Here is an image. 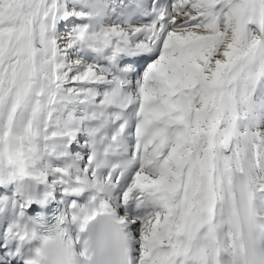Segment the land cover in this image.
I'll return each mask as SVG.
<instances>
[{"label": "snow or ice", "instance_id": "6c2138e0", "mask_svg": "<svg viewBox=\"0 0 264 264\" xmlns=\"http://www.w3.org/2000/svg\"><path fill=\"white\" fill-rule=\"evenodd\" d=\"M38 187L91 193L54 226L106 215L94 264H264V0H0V232L20 244L46 227L22 219Z\"/></svg>", "mask_w": 264, "mask_h": 264}, {"label": "clouds", "instance_id": "9594fccd", "mask_svg": "<svg viewBox=\"0 0 264 264\" xmlns=\"http://www.w3.org/2000/svg\"><path fill=\"white\" fill-rule=\"evenodd\" d=\"M36 241L30 258L37 264H87L83 249L70 243L68 232H61L54 225L42 229Z\"/></svg>", "mask_w": 264, "mask_h": 264}, {"label": "bare ground", "instance_id": "6f19581e", "mask_svg": "<svg viewBox=\"0 0 264 264\" xmlns=\"http://www.w3.org/2000/svg\"><path fill=\"white\" fill-rule=\"evenodd\" d=\"M36 190H38L40 192V194L44 191V189L42 187H38ZM20 198L23 199L22 196H20ZM80 198H82V200H80ZM73 200H75L76 203L81 207H87V208L91 209V208H94L97 206L96 203L94 205L88 204V202L90 200H92L90 192H81L80 194L77 195L76 193H73V192L66 190V189H63V188L59 192H57L54 189L52 191V195L47 198L46 202L49 201L52 204H61L62 210H63L64 206L66 204L71 203ZM66 202H68V203H66ZM34 209L35 208H34V201H33L26 209H24V216L22 217V219L24 221L34 219V217L36 216L34 213ZM117 211H118V209H117ZM74 226H75V224L70 225V226H68V229H73ZM4 234H8V233L0 232V237L3 238ZM11 237H13V236H11ZM74 241H76V240H74ZM76 243H77V241H76ZM0 244H2V240L0 241ZM32 254L27 255L26 259L30 258L32 256ZM1 259H2L1 264H25V261H26V260H24L23 263H18L16 260L10 262L4 257H2Z\"/></svg>", "mask_w": 264, "mask_h": 264}]
</instances>
